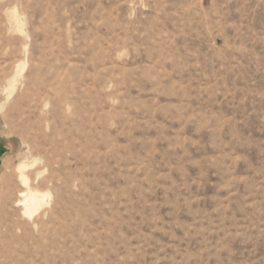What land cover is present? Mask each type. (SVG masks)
Wrapping results in <instances>:
<instances>
[{
    "label": "rangeland",
    "instance_id": "rangeland-1",
    "mask_svg": "<svg viewBox=\"0 0 264 264\" xmlns=\"http://www.w3.org/2000/svg\"><path fill=\"white\" fill-rule=\"evenodd\" d=\"M0 264H264V0H0Z\"/></svg>",
    "mask_w": 264,
    "mask_h": 264
},
{
    "label": "bare ground",
    "instance_id": "bare-ground-1",
    "mask_svg": "<svg viewBox=\"0 0 264 264\" xmlns=\"http://www.w3.org/2000/svg\"><path fill=\"white\" fill-rule=\"evenodd\" d=\"M42 197L43 195L40 194L38 191L29 188L26 198L20 201L24 202L28 210L32 208L35 209L39 205Z\"/></svg>",
    "mask_w": 264,
    "mask_h": 264
}]
</instances>
